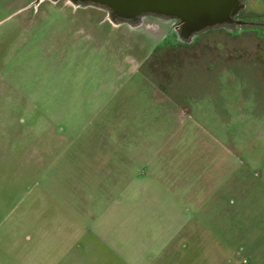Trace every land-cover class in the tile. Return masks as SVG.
I'll use <instances>...</instances> for the list:
<instances>
[{
  "label": "rangeland",
  "instance_id": "rangeland-1",
  "mask_svg": "<svg viewBox=\"0 0 264 264\" xmlns=\"http://www.w3.org/2000/svg\"><path fill=\"white\" fill-rule=\"evenodd\" d=\"M35 1L0 0V264H264V42Z\"/></svg>",
  "mask_w": 264,
  "mask_h": 264
},
{
  "label": "water",
  "instance_id": "water-1",
  "mask_svg": "<svg viewBox=\"0 0 264 264\" xmlns=\"http://www.w3.org/2000/svg\"><path fill=\"white\" fill-rule=\"evenodd\" d=\"M41 0H36L38 3ZM56 1V0H52ZM74 6L92 4L109 9L123 19L152 13L176 18L185 36L207 28L231 24L233 17L244 8L243 0H66ZM112 20V19H111Z\"/></svg>",
  "mask_w": 264,
  "mask_h": 264
},
{
  "label": "flooded vegetation",
  "instance_id": "flooded-vegetation-1",
  "mask_svg": "<svg viewBox=\"0 0 264 264\" xmlns=\"http://www.w3.org/2000/svg\"><path fill=\"white\" fill-rule=\"evenodd\" d=\"M243 3H244V0H243ZM79 5L85 6V5H92V4L86 3V4H79ZM96 7H99V6H96ZM99 8L104 9L106 11L107 18H109L110 21L114 25H117L118 23H127L131 26H138L142 23V20L144 18L159 17L160 19L164 21L170 22L171 29L177 34L178 37H180V40L185 45L186 44L191 45L190 44L192 42L191 37L195 34L193 33L189 36H185V31L182 27V24L176 18H170V17L152 14V13H143L134 18L123 19V18L117 17L114 14H112V12L107 8H104V7H99ZM242 10L243 8L239 10L238 13L233 17V22L231 24L216 26V28H224L233 35H237L238 33H242L243 31L252 32V36L254 40L264 42V16L259 17V19L255 21H252L248 16L246 18H240L239 14L242 12Z\"/></svg>",
  "mask_w": 264,
  "mask_h": 264
}]
</instances>
